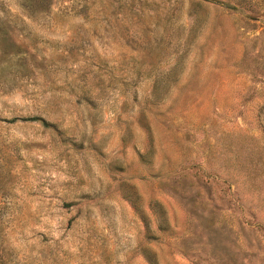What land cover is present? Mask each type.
Segmentation results:
<instances>
[{
  "label": "rangeland",
  "instance_id": "obj_1",
  "mask_svg": "<svg viewBox=\"0 0 264 264\" xmlns=\"http://www.w3.org/2000/svg\"><path fill=\"white\" fill-rule=\"evenodd\" d=\"M0 264H264V0H0Z\"/></svg>",
  "mask_w": 264,
  "mask_h": 264
}]
</instances>
